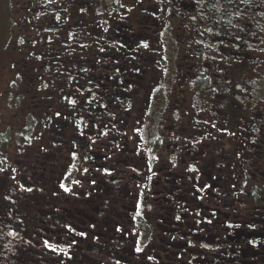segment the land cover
Masks as SVG:
<instances>
[{"label": "flooded vegetation", "instance_id": "obj_1", "mask_svg": "<svg viewBox=\"0 0 264 264\" xmlns=\"http://www.w3.org/2000/svg\"><path fill=\"white\" fill-rule=\"evenodd\" d=\"M0 5V264H264V0Z\"/></svg>", "mask_w": 264, "mask_h": 264}, {"label": "rangeland", "instance_id": "obj_2", "mask_svg": "<svg viewBox=\"0 0 264 264\" xmlns=\"http://www.w3.org/2000/svg\"><path fill=\"white\" fill-rule=\"evenodd\" d=\"M25 24L27 25V23ZM10 26L11 32L14 30L18 32L21 28V26H18L16 24H9L8 13H6L4 8L0 5V50H4L2 47L3 44L5 43V41L10 40L11 36L8 33L10 31ZM11 47L12 45H10L9 47H4L7 54H4V58L0 57V140L4 138L8 141H14V139L19 138L18 131L24 125V123L22 121H19V119H17L15 116L13 119L11 117V113L13 111H11L10 105L13 100L18 97V93H16L18 89L14 88L13 86L10 88L9 86V81L12 80L13 75L12 68H10V61L12 57L8 55V53L11 54ZM6 108H8L11 113L7 111ZM11 148H13V146L9 148L10 152ZM4 150L1 151L2 155L4 153ZM11 155L13 156V154Z\"/></svg>", "mask_w": 264, "mask_h": 264}, {"label": "trees", "instance_id": "obj_3", "mask_svg": "<svg viewBox=\"0 0 264 264\" xmlns=\"http://www.w3.org/2000/svg\"><path fill=\"white\" fill-rule=\"evenodd\" d=\"M2 140H0V168H1L2 160L4 156L2 155L1 151L7 148V142H6L7 140L4 138ZM4 184H5V177L3 176V174L0 173V221H2V219L5 217V213L3 212V208H4L3 194H4V188H5ZM3 226H5V223H3ZM9 247H11L9 242H7L6 240L0 239V248L8 249ZM7 256L9 257L11 256V254H8ZM6 262L8 261L3 258L2 263H6Z\"/></svg>", "mask_w": 264, "mask_h": 264}]
</instances>
